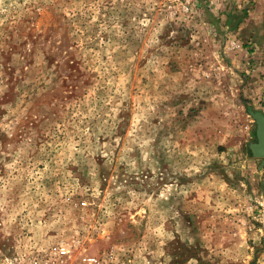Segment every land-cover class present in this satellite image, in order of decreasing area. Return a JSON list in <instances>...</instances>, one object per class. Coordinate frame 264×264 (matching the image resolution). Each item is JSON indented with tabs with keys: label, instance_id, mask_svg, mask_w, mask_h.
Returning a JSON list of instances; mask_svg holds the SVG:
<instances>
[{
	"label": "rangeland",
	"instance_id": "374dc122",
	"mask_svg": "<svg viewBox=\"0 0 264 264\" xmlns=\"http://www.w3.org/2000/svg\"><path fill=\"white\" fill-rule=\"evenodd\" d=\"M217 1L0 0V264H264V0Z\"/></svg>",
	"mask_w": 264,
	"mask_h": 264
},
{
	"label": "built area",
	"instance_id": "2783aa9c",
	"mask_svg": "<svg viewBox=\"0 0 264 264\" xmlns=\"http://www.w3.org/2000/svg\"><path fill=\"white\" fill-rule=\"evenodd\" d=\"M263 73V72H262ZM263 77V81L261 83V85H259V94L257 97V103L259 104V107L262 111H264V73L262 75ZM49 252L53 255H56L58 257H65L68 256L70 250L62 244H55V245H51L50 247H48ZM110 257L107 258L106 260L104 258H100L98 256H94L91 254H86V255H82L80 256L76 261L75 264H107L109 261ZM48 261V258H34L31 261V264H46Z\"/></svg>",
	"mask_w": 264,
	"mask_h": 264
},
{
	"label": "water",
	"instance_id": "95a60500",
	"mask_svg": "<svg viewBox=\"0 0 264 264\" xmlns=\"http://www.w3.org/2000/svg\"><path fill=\"white\" fill-rule=\"evenodd\" d=\"M254 119L256 120V136L257 141L250 144V148L253 154L257 157H264V129L261 128V124H264V115L260 112H252ZM263 130V133L260 131Z\"/></svg>",
	"mask_w": 264,
	"mask_h": 264
},
{
	"label": "crops",
	"instance_id": "0c3cea01",
	"mask_svg": "<svg viewBox=\"0 0 264 264\" xmlns=\"http://www.w3.org/2000/svg\"><path fill=\"white\" fill-rule=\"evenodd\" d=\"M217 2H219V3H220V2H221V0H218ZM225 5H226V6H225ZM224 6H225V7L228 9V5H227V4H225V3H224L223 7H224ZM228 12H229V9H228Z\"/></svg>",
	"mask_w": 264,
	"mask_h": 264
},
{
	"label": "bare ground",
	"instance_id": "6f19581e",
	"mask_svg": "<svg viewBox=\"0 0 264 264\" xmlns=\"http://www.w3.org/2000/svg\"><path fill=\"white\" fill-rule=\"evenodd\" d=\"M261 128H263V129H264V127H263V126H261ZM260 131L263 133V130H262V129H260Z\"/></svg>",
	"mask_w": 264,
	"mask_h": 264
}]
</instances>
